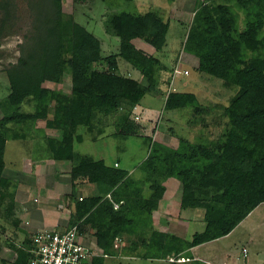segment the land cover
<instances>
[{"label": "trees", "instance_id": "16d2710c", "mask_svg": "<svg viewBox=\"0 0 264 264\" xmlns=\"http://www.w3.org/2000/svg\"><path fill=\"white\" fill-rule=\"evenodd\" d=\"M101 1L115 7L134 0ZM64 6L65 0H28L32 24L19 46L21 55L0 71L9 84L11 108L0 119V183L8 167V142H25L35 162L71 163L72 192L64 197V209L71 213L67 229L77 227L80 235L94 233L102 251L88 264H105L120 256L204 264L194 260L193 248L227 236L264 204V0L197 2L182 51L198 60V72L222 80V86L236 94L219 114L193 93H162L166 112L193 110L192 123L201 127L192 140L179 136L176 148L148 137L147 157L132 173L118 167L119 162L117 166L93 162L76 151L75 144L84 142L80 128H87L94 141L103 137L101 119L111 117L117 136H143L142 103L165 83L155 70L162 67L174 76L183 64L182 52L175 57L165 53L171 20L163 12L107 15L106 33L120 40V49L104 56L101 40L74 14L65 13ZM17 8V0H0V50L3 40L15 34ZM139 41L154 54L139 49ZM121 61L142 80L128 70L122 74L127 65L121 66ZM65 78L72 84L69 95L56 89L48 90L49 97L43 95L47 86L64 85ZM167 83L171 87L173 77ZM212 112L219 116L209 120ZM40 121L44 127H39ZM48 130L61 135L50 136ZM171 179L182 184L181 209L204 212L205 230L191 239L152 224ZM81 181L95 185L96 195L80 200ZM3 185L14 202L11 183L5 180ZM30 246L25 239L27 260L24 248Z\"/></svg>", "mask_w": 264, "mask_h": 264}, {"label": "rangeland", "instance_id": "374dc122", "mask_svg": "<svg viewBox=\"0 0 264 264\" xmlns=\"http://www.w3.org/2000/svg\"><path fill=\"white\" fill-rule=\"evenodd\" d=\"M198 1L199 0H176L174 4H171L169 0H134L128 3H122L121 6L117 5L115 7H110L101 0H84V2L81 4H75L74 0H65L64 12L67 14H74L76 19L84 27H86L88 31L93 33L98 39L101 40L104 56L117 53L120 49V40L106 33L104 20L107 15L119 11H127L137 14L163 12L164 17L171 20V28L167 37L168 40L165 53L171 57H175L182 52L179 57H181L183 60V64L181 67H179V70H188L190 72V74L187 76L174 74V77L172 76V71H161L163 70L162 67H159L158 70H155L160 74V76L163 77L165 83L160 84L157 91H151L148 95H146L142 103L140 112L142 113L141 122L144 125V131L142 134L143 136L139 138L119 137L116 135V126L112 124L114 121L113 117L109 119H101L105 125L103 127L105 130V135L98 138L97 141L93 140V135L88 132L87 128H80V133L83 134L84 142L81 144L76 143L75 149L81 155L88 157L93 162L104 160L108 165L111 166H117L116 162H119L118 167L129 170L132 173L139 168V166L147 157L149 149L146 144V139L148 137H151L153 140L166 146L175 148L179 145V136H183L192 140L194 139L196 133H198V129L201 127L192 123L193 110L188 111L187 109L166 112V97L162 96V93H165L166 95L169 92L193 93L197 95L199 102L202 105L212 108V111L220 110L219 114H222L224 107L229 105V100L236 94V91L224 88L222 86V80L198 72V60L182 51V43L185 41L188 30L193 21ZM17 6L15 34L12 37H8L3 40L0 50V54L2 56L0 60V71L9 67L11 64L17 63V59L21 55L19 46L24 43V35L27 33L32 24V15L28 8V0H17ZM140 46L141 42H139L138 48L142 49L149 55H152L155 52L153 48L146 49L141 48ZM156 56L160 57V59L162 58V54H156ZM122 65L127 64L121 61V66ZM167 65L171 67V63H167ZM127 70L131 72L134 78L142 80V76L138 72H134L129 65L125 66L121 70V73H129ZM170 76L171 78L173 77V84L171 87H169L167 83V81L170 79ZM68 78H65L66 83L62 86H47L43 92V95L49 97V89L61 90L69 95L71 93L72 84ZM8 85L7 79L2 77L1 74L0 119L6 117L10 113L11 109L8 103ZM219 114L215 115L212 112L210 116L207 117L210 120L216 116H219ZM38 125L39 127H44L45 123L40 121ZM47 133L53 137H59L61 135V132L55 130H48ZM29 155L30 148L26 146L25 142L19 140L8 142L5 155L8 166L14 165L15 167L21 169L26 161H29V159L30 161L35 159V157H30ZM31 162H29L28 167L33 165ZM52 162H54L56 168L53 166H46V172H48L46 173V176H55V174H53L55 171L59 173V175L57 174L58 176H56V178L60 180L59 185L55 187V190L52 191L61 192L59 194L64 195V193L67 192V189H70L71 187L70 184L72 181L70 172L72 165H69L71 164L70 162H60L55 160ZM62 165H67V167L63 168ZM30 178H32V176ZM32 179H35V177ZM22 180L23 179L20 178L17 183L19 182L18 184H23L24 182H22ZM32 183L33 185L36 184V182ZM87 184L88 183L84 181L78 182L77 184V192L82 198L96 195L95 190L90 188V186ZM166 187L168 191H171V194L169 195L171 199L169 212L171 214H167L171 217V219L169 220L164 218L162 220L159 214L161 212L164 213L165 211V208L163 205H161V203L164 201L166 195L165 193L164 198L160 202L161 212H155V221L160 223L157 224V226H159V228L162 230H165L167 233L169 232L183 237L186 236L187 239H191V237L196 233L203 232L206 227L204 221V212L202 210L184 211L181 209L183 196L182 184L178 180L171 179L166 183ZM32 193L33 196H40L41 198L46 197L45 189H43L40 194H38L36 190H34ZM33 200L34 197H32V201ZM11 201L9 197L7 203L0 212V264H17L21 261H27V257L23 253L26 235L24 231H21L17 227L19 213L24 212V209L22 205H16L13 203V201ZM54 205H59V203H55ZM29 206L31 207V205ZM41 206L42 204H40L39 207ZM73 208H75L74 205ZM63 218H66V215L63 216ZM184 221H187L188 223L184 224ZM152 224H154L153 220ZM49 228L55 229L53 226ZM86 235L88 236V239H84L85 242L87 244L90 243L92 249L95 250L98 246L96 245L97 242L94 233H87ZM229 241L232 243L231 249L234 250L237 258H239V261H241L239 264H250L251 260H255L256 257L261 258L264 256V204L260 205L253 213L248 216L246 220L234 228L230 234ZM225 243L220 244L219 247L216 245H211L209 247L212 253L218 254L220 253V248ZM244 247L249 251L247 259L248 262L244 261ZM204 250L205 253L208 252L207 247H205ZM100 252L101 251L97 249V254ZM231 253L227 255L226 258H224L222 255H219L216 260L210 256L211 259L209 260H212L213 264H237V262H235V260L232 258L234 255L231 256ZM198 254L197 256L203 258V256ZM181 261L182 260H178L177 262ZM200 261L204 263L203 260ZM105 264H168V262H157L152 260L120 256L117 258L107 259Z\"/></svg>", "mask_w": 264, "mask_h": 264}, {"label": "crops", "instance_id": "0c3cea01", "mask_svg": "<svg viewBox=\"0 0 264 264\" xmlns=\"http://www.w3.org/2000/svg\"><path fill=\"white\" fill-rule=\"evenodd\" d=\"M139 42H141V46H140L141 48H146V49L152 48L142 41H139ZM31 161H30V159H29V161H26L24 163V165L22 166L23 168L21 167V169L15 167L14 165H9L5 169L4 180L0 183V212H1L2 208L5 206V204L7 203L8 197H9V194L4 189L3 182L5 180L6 181L9 180V182L11 183L10 189L13 192V196L15 197L13 203L16 205H22V207L24 209V212L19 213L17 227L21 231L25 232L26 239H28V237L31 233H33L37 230H41V229L42 230L43 229H45V230H63L65 228H67L68 224H69V219L71 216L70 211L64 209V197L66 195L71 194L72 183L70 184V186H71L70 189L68 188L67 192L64 191L65 192L64 195L59 194L61 192H53L52 190H55V187H57L59 185L60 180H58L56 178V176H58L59 173L57 171H55V173H53V174H55V176L51 175V174H49V175H51V177L46 176V173H48V172H46L47 169L45 167L46 166H53L54 168H56L54 165V162H52V161H44V162L32 161L31 162ZM29 162L33 163V165L31 167L30 166L28 167ZM69 165H71V164H69ZM64 167H67V165H64L63 168ZM64 173H65V171H64ZM31 176H32V178L35 177V179L30 178ZM20 178L23 179L22 180V182H24L23 184H18L19 182L17 183V181ZM32 182H36L37 185L36 184L33 185ZM87 185H89L90 188H92L93 190H95V192H97L95 185H92V184H87ZM43 189H45V195H46V197H43L44 199L41 198L40 196H33L32 192L34 190H36V192L38 194H40L41 191H43ZM170 194H171V191L167 190L164 201L161 203V205H163V207L165 208L164 213H162L160 211V206H159V209L157 210V213H158V211L161 212L159 214H160V218L162 220L164 218L169 219V220L171 219V217L167 215V214H171L169 212V209H170L169 205L171 204V202H170L171 199L169 197ZM32 197H34L33 201H32ZM55 203H57V204L59 203V205H54ZM40 204H42L41 207H39ZM29 205H31V207ZM161 210H163V209H161ZM65 215H66V218H63V216H65ZM152 220L154 222L153 225L158 230H160L162 232H166L165 230H162L161 228H159V226H157V224H160V223H157L155 221V213L152 216ZM186 223H188V222L184 221V224H186ZM51 226H53L55 229L49 228ZM230 234H228L227 236H224V237H222L216 241H213V242L198 246L196 248H193L194 250L191 251V254L194 257V260H197V261L203 260L204 264H213V261L209 260V259H211L210 256L213 259L215 258L214 260H216L219 257V255H222L224 258H226L227 255H229L231 253V250H232L231 249L232 243H231V241H229ZM83 237H84V239H88L87 235H84ZM180 237L181 238L185 237L184 239H187L186 236H184V237L180 236ZM223 243H225V244L220 248L221 249L220 253H218V254L212 253L209 246L216 245L219 247V245L223 244ZM88 244L90 245V243H88ZM123 245L125 246V244H123ZM205 247H207V251H208L207 253H205V250H204ZM97 249H99V248L96 247L95 251H97ZM198 253L201 256H203V258L197 256ZM232 255H234V256H232ZM231 256L235 260V262H237V264H239V262H241V261H239V258H237V255L235 254L234 250H232ZM209 261H212V262H209ZM245 261L248 262L247 260H245ZM250 264H264V256H262L261 258L256 257L255 260L254 259L251 260Z\"/></svg>", "mask_w": 264, "mask_h": 264}, {"label": "built area", "instance_id": "2783aa9c", "mask_svg": "<svg viewBox=\"0 0 264 264\" xmlns=\"http://www.w3.org/2000/svg\"><path fill=\"white\" fill-rule=\"evenodd\" d=\"M183 73L189 75L187 70ZM175 74L182 72L176 69ZM83 236L78 233L77 227L71 230H37L28 237L30 248H24L29 255L25 264H88L97 251L85 242ZM243 254L247 258L248 249H244ZM171 260L174 262V259Z\"/></svg>", "mask_w": 264, "mask_h": 264}, {"label": "clouds", "instance_id": "9594fccd", "mask_svg": "<svg viewBox=\"0 0 264 264\" xmlns=\"http://www.w3.org/2000/svg\"><path fill=\"white\" fill-rule=\"evenodd\" d=\"M187 71H188V70H187ZM174 74H175V73H174ZM175 75H176V74H175ZM177 75H184V74H177ZM184 76H186V75H184ZM174 77H175V76H174ZM254 211H255V210H254ZM254 211H253V212H254ZM253 212H252V213H253ZM244 249H247V248H244ZM244 249H243V250H244ZM248 254H249V251H248ZM171 259H174V261L184 260V261H181V262H179V263H185V262H188V261H189L188 259H184V258H180V259L171 258ZM171 259H170V260H171ZM247 259H248V257H247V258L244 257V261L247 260ZM195 261H197V260H195ZM200 262H201V261H200Z\"/></svg>", "mask_w": 264, "mask_h": 264}]
</instances>
